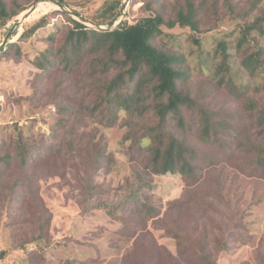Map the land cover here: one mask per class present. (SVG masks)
<instances>
[{
  "label": "rangeland",
  "instance_id": "rangeland-1",
  "mask_svg": "<svg viewBox=\"0 0 264 264\" xmlns=\"http://www.w3.org/2000/svg\"><path fill=\"white\" fill-rule=\"evenodd\" d=\"M3 1L24 10L5 29L0 26V41L15 34L0 52V158L14 153L19 138L33 155L26 165L0 164V264H203L205 258L212 264H264V178L251 176L254 160L247 153L264 142L248 98L256 111L264 109V99L252 89L240 93L244 84H262L264 72L251 77L236 49L244 27L264 12V0L255 9L257 0H194L205 3L199 30L162 28L156 43L180 57L181 90L214 110L222 127L206 142L196 112L183 110L182 124L171 118L168 129L181 144L174 156L180 169L160 175L143 168L150 141L136 143L139 127L153 124L152 116L147 121L122 110L114 124L101 121L90 109L102 77L90 78L85 64L71 71L35 64L62 43L71 20L97 29L45 3L19 26V15L40 0ZM63 1L56 2L111 28L125 0L105 25L92 16L112 0ZM153 1L131 0L122 23L136 24L147 13L145 3ZM184 4L157 0L155 7L173 19ZM44 17L46 27L11 46ZM250 40V50L264 49V35L253 32ZM221 41L231 54L224 83L217 69ZM170 230L183 236L182 245Z\"/></svg>",
  "mask_w": 264,
  "mask_h": 264
},
{
  "label": "trees",
  "instance_id": "trees-1",
  "mask_svg": "<svg viewBox=\"0 0 264 264\" xmlns=\"http://www.w3.org/2000/svg\"><path fill=\"white\" fill-rule=\"evenodd\" d=\"M54 1L64 3L63 0ZM224 1L228 3L230 0ZM121 2V0L106 2L92 16L93 20L100 25L112 23L117 18L115 13L119 11ZM259 2L260 0L255 2L254 9ZM155 5L157 0L145 3L144 10L147 13L144 18L136 24L124 22L113 31H97L71 20V24L64 27L62 43L56 49H46L36 59L35 64L44 71L51 70L54 66H63L66 71H71L82 64L88 66L90 78H103L101 84L96 86L91 114L97 115L101 121H107L109 124L117 121L118 113L122 110L130 116L147 121L152 116L153 124L144 123L139 127L138 131L141 134L136 139L139 146H142L145 139L150 141L147 147L148 159L143 162V168L152 175L176 174L180 168L174 156L176 146L181 144L168 129L170 119L176 118L177 122L182 124L183 110L196 112L201 137L206 142L210 141L212 130L221 129L222 124L217 122L218 116L214 110L198 105L188 93L181 90L180 83L184 78V72L180 66V57L156 43L164 33L163 27L173 29L180 26L199 30L201 10L205 3L196 4L194 0H185L184 5L178 6L173 19H167L161 8H156ZM23 10L24 8L19 11L11 10L3 0H0V26L3 25L1 29H5L10 23L8 21ZM48 24L49 19L42 18L26 29L19 40L11 46L32 38ZM253 32L264 35V12L252 24L244 27L236 47L242 55V67L251 77L257 76L259 71L264 72V49L250 50V37ZM50 39L54 41L55 34H52ZM246 44L248 47L244 49ZM229 47L226 41L218 44V51L223 58L221 64L217 66L218 75H223L221 83L228 81L225 74L229 72L228 61L231 58ZM251 89L264 99V81L254 88L244 84L240 93L247 96ZM248 99L250 103L247 104V109L253 113L256 125L264 127V109L256 111L257 103L252 97ZM167 140L168 146L165 148ZM14 145V153L5 154L0 158V164L7 166L12 162L27 164L33 155L29 146L22 138ZM250 152L254 160L251 176L264 178V142L262 146L253 145L247 153ZM169 233L182 245L183 236L171 230ZM203 264L212 263L205 258Z\"/></svg>",
  "mask_w": 264,
  "mask_h": 264
},
{
  "label": "water",
  "instance_id": "water-1",
  "mask_svg": "<svg viewBox=\"0 0 264 264\" xmlns=\"http://www.w3.org/2000/svg\"><path fill=\"white\" fill-rule=\"evenodd\" d=\"M130 1L131 0H125L123 5H122V8H121V12L119 14V18L117 20V23L114 24L111 28H105V27H101V26H98L90 21H87L85 20L84 18L80 17L78 14H76L75 12H73L72 10H70L69 8L61 5L60 3L56 2V1H53V0H40L39 2H37L34 6H32L30 9L22 12L20 15H19V18H18V24L17 25H23L28 19L29 17L35 12V10L38 8V6L40 5V3H45V4H50L52 5V8H56V9H59V10H63V11H66L68 12L69 14H71L72 16H75L79 19L80 22L84 23V24H87L89 26H92L94 28H96L97 30H100V31H113L115 30L119 25L122 24V21H123V18L126 14V10L130 4ZM15 34L14 33H9L7 35V37L5 38V40L0 44V52L7 46L9 45L10 43H12L14 41V38ZM21 36V34L18 36V38Z\"/></svg>",
  "mask_w": 264,
  "mask_h": 264
}]
</instances>
